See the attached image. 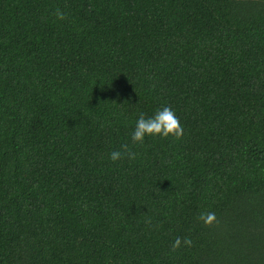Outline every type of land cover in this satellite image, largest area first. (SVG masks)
Segmentation results:
<instances>
[{
  "label": "trees",
  "instance_id": "16d2710c",
  "mask_svg": "<svg viewBox=\"0 0 264 264\" xmlns=\"http://www.w3.org/2000/svg\"><path fill=\"white\" fill-rule=\"evenodd\" d=\"M0 264H264V0H0Z\"/></svg>",
  "mask_w": 264,
  "mask_h": 264
},
{
  "label": "clouds",
  "instance_id": "9594fccd",
  "mask_svg": "<svg viewBox=\"0 0 264 264\" xmlns=\"http://www.w3.org/2000/svg\"><path fill=\"white\" fill-rule=\"evenodd\" d=\"M57 19L63 20L65 18L64 13L57 9L54 12ZM184 134L183 126L180 123L175 111L170 106H164L163 108L157 109L152 116H147L144 112H140L135 121L134 130L131 133V140L133 143L142 144L145 137L159 136L162 138H173L179 140ZM123 150H113L109 153V159L113 162L124 158L125 156L129 160H134L136 153L129 150L128 145H122ZM198 219L202 221L206 226H211L216 222V216L214 212H201ZM183 244L191 247L192 240L189 237H184ZM181 244V238L177 237L173 243V249L179 247Z\"/></svg>",
  "mask_w": 264,
  "mask_h": 264
}]
</instances>
